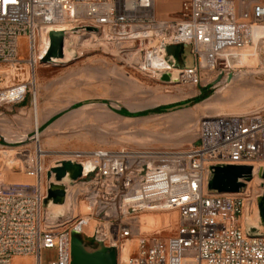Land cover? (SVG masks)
Listing matches in <instances>:
<instances>
[{
	"label": "built area",
	"instance_id": "1",
	"mask_svg": "<svg viewBox=\"0 0 264 264\" xmlns=\"http://www.w3.org/2000/svg\"><path fill=\"white\" fill-rule=\"evenodd\" d=\"M180 15L158 20L155 0H0V106L25 103L55 26L78 29L70 37L99 34L115 45L137 44L150 73L157 48L167 53L170 47H189L190 66L182 69L166 55L161 73H178L179 83L190 86L199 85L205 74L237 73L241 67L235 63L243 55L254 61L264 48V0H187ZM23 40L27 52L21 57ZM15 76L23 78L3 85L4 78L10 82ZM45 158L37 147L17 160L18 172L31 183L0 177V264L16 258L41 264V251L48 249L57 252L49 264H71L73 236L92 249L114 246L117 264H264V232L250 235L240 222L246 203L252 205L250 194L207 189L211 167L251 166L257 177L264 169L260 112L202 117L197 143L188 150L68 153L62 160L80 164L82 176L66 188L69 204L62 217L46 216L53 165L46 167ZM260 190L256 201L262 184ZM155 213L177 214L169 236L143 232V216ZM129 243L128 256L120 258Z\"/></svg>",
	"mask_w": 264,
	"mask_h": 264
},
{
	"label": "rangeland",
	"instance_id": "2",
	"mask_svg": "<svg viewBox=\"0 0 264 264\" xmlns=\"http://www.w3.org/2000/svg\"><path fill=\"white\" fill-rule=\"evenodd\" d=\"M185 1L155 0L157 12L163 5L171 11L178 9L172 18L157 14V19H180L181 6ZM78 38L90 40L69 45V62L36 68L33 85L23 105L0 106V177L6 183H31L23 173L14 169L20 164L17 160H24L43 142L46 144L43 149L47 151L44 153L46 167L74 151L123 148L188 150L197 143V126L202 117L251 112L264 115V74L253 79L240 77L237 74L246 70L242 67L235 69L237 73L226 71L220 77L205 74L197 86L179 82L169 84L130 62L127 54L138 50L140 46L137 44L115 45L100 40L99 34H80ZM170 50L174 53L175 48ZM26 52L23 40L21 57ZM140 54L143 55L142 52ZM258 54L256 68L264 72V48ZM66 56L62 62L68 60ZM182 59L183 65L177 63L176 66L184 69L188 62L192 64V57L186 49L182 51ZM229 74L234 77L226 84ZM22 78L15 76L12 81L10 77V82L4 78L3 85L10 86ZM245 81L258 92L243 86ZM196 98L203 100L195 103ZM170 105L177 107L151 113L158 107ZM120 110L132 115L149 113L128 117L119 114ZM37 124H40L38 133L35 129ZM4 152L8 155L4 156ZM261 184L260 180L253 185L251 192L259 191ZM246 189L247 185L242 193ZM250 207L247 202L241 223L245 215L253 216L255 209ZM142 220L146 225L143 229L146 235L167 237L176 228L177 214L155 213L144 215ZM56 259L55 250L41 251V264H49ZM32 260L16 258L12 264H33Z\"/></svg>",
	"mask_w": 264,
	"mask_h": 264
},
{
	"label": "water",
	"instance_id": "3",
	"mask_svg": "<svg viewBox=\"0 0 264 264\" xmlns=\"http://www.w3.org/2000/svg\"><path fill=\"white\" fill-rule=\"evenodd\" d=\"M86 32H96L93 28H84ZM78 29L68 32L51 31L49 33V47L45 55L40 60V65H57L65 56L66 49L72 43L66 36L75 35ZM190 52L189 47H185ZM163 82L179 81L178 73H161ZM15 171L17 168L14 169ZM211 178L207 189L217 194H239L247 183L254 178V169L251 166H215L210 168ZM82 176V166L72 160H61L53 164L47 179L51 181L47 191V198L44 201V209L47 217H62L65 215V205L68 201L67 186L80 179ZM258 178L262 181L264 190V169H260ZM62 205L63 210L58 214H53L51 207ZM257 222L264 226V191L257 200ZM254 214V211H253ZM246 230L250 235H259V232L249 228ZM71 264H117V253L114 246L111 248L92 249L83 244L76 236L71 239Z\"/></svg>",
	"mask_w": 264,
	"mask_h": 264
},
{
	"label": "bare ground",
	"instance_id": "4",
	"mask_svg": "<svg viewBox=\"0 0 264 264\" xmlns=\"http://www.w3.org/2000/svg\"><path fill=\"white\" fill-rule=\"evenodd\" d=\"M73 29H75V27H73L72 25H60V26H55L54 27V29H53V31H58V32H68V31H71V30H73ZM68 37H70V36H68ZM70 38H72V40H73V43L72 44H74L75 42H79V43H82V42H88L89 40H90V38L88 39V40H86V39H83V40H80L79 38H78V35H76V36H71ZM47 42H48V40H47ZM90 43V42H89ZM140 51H141V49H138V50H136V51H134V52H130L129 54H127V57H128V59L130 60V62H133V63H135L139 68H141L142 70H144L145 69V67L143 66L144 64H143V55L142 54H140ZM65 54L67 55L66 56V58L68 59L66 62H62L63 61V59L61 60V61H59L58 62V64H64V63H67V62H69V59H70V53H69V51L66 49V51H65ZM167 54H166V52H164V50H162L161 48H157V51H156V54H155V57H153V59H152V66H153V68L155 69V71L152 73V74H155L156 76H160V73L163 71V70H165L167 67H166V61H165V56H166ZM246 57L243 55L241 58H240V60L239 61H237L235 64L237 65V67H245V69L246 70H244V71H240L239 72V74H237L238 76H240V77H244V76H248V77H250V79L252 78H254V77H257V76H262L263 74H264V72L262 71V70H258L256 67H255V64H254V61H258V58H255V60L253 61V59L252 60H247L246 61ZM251 62H252V64H251ZM57 64V65H58ZM235 64H231V66L232 67H234V65ZM186 66H190V62H188V64L186 65ZM236 67V66H235ZM234 76H233V74H229L228 75V77H227V79H226V84H229L230 82H231V80H232V78H233ZM178 82H180V81H178ZM178 82H176L175 80H172L171 82H169V84H176V83H178ZM243 86H248L249 88H250V90L251 91H253V92H258V89L257 88H255V87H252L250 84H249V82L248 81H245L244 83H243ZM264 94V93H263ZM259 96V95H258ZM261 96H263V95H261ZM260 97V96H259ZM34 100V96H33V99H32V101ZM259 101V100H258ZM260 101H262V99L260 100ZM31 106H32V102H31ZM89 106V105H88ZM39 126H40V124H37V125H35V129H36V133H38V130H39ZM26 137V136H25ZM122 144V143H121ZM46 144H45V142H43L41 145H40V149H41V151L43 152V153H47V151H45L44 149H43V147L45 146ZM43 149V150H42ZM71 153V152H70ZM5 154H6V156L8 155V153L7 152H4V156H5ZM86 169H87V167H86ZM257 170V169H256ZM13 174V173H12ZM18 181V180H17ZM20 182V181H19ZM260 182V180L258 179V177L256 176V174L254 175V178H253V180L251 181V182H249V183H247V189L244 191V192H246V193H248V194H250L249 196L251 197V199L249 200L250 202H252V205H251V207H253L254 209H255V211H254V214H252L253 216H248V215H245V218H244V222H243V224H244V226L246 227V224L249 226V228H251V229H253V230H256V231H258V232H264V227L263 226H261V225H259L258 224V222H257V210H256V200H255V198L258 196V195H260L261 194V190H259V191H256V192H254V191H252L251 192V187L253 186V185H255L256 183H259ZM68 201H67V204L65 205L66 207H65V209L67 210V207H68ZM62 210H63V206L62 205H53L52 207H51V211H52V213L53 214H57V213H60V212H62ZM147 215H150V214H147ZM146 215V216H147ZM143 229H146V225L143 223ZM130 248H131V243H129L128 245H126L125 246V248H124V250H123V252H122V254L120 255V258H126L127 256H128V252H129V250H130ZM32 263H33V260H32Z\"/></svg>",
	"mask_w": 264,
	"mask_h": 264
},
{
	"label": "trees",
	"instance_id": "5",
	"mask_svg": "<svg viewBox=\"0 0 264 264\" xmlns=\"http://www.w3.org/2000/svg\"><path fill=\"white\" fill-rule=\"evenodd\" d=\"M172 47H170V48H168V50H167V55L169 56V57H172V58H174L175 60H178L179 58H180V56H181V54H182V50L179 48V46H175V47H173V48H175V51H174V53H172L171 52V49ZM203 99H199V98H196L195 100H194V102L195 103H198V102H200V101H202ZM186 104V103H185ZM179 105H182V104H178V106ZM174 107H177V105H170V106H162V107H158V108H156V109H154V110H152L151 111V113H161V112H163V111H165V110H168V109H172V108H174ZM119 114H122V115H124V116H128V117H136V116H143L144 114L146 115V114H148L149 112H142V113H139V114H135V115H132V114H129V113H127L126 111H124V110H120L119 112H118ZM87 247H92V245L91 244H87Z\"/></svg>",
	"mask_w": 264,
	"mask_h": 264
},
{
	"label": "crops",
	"instance_id": "6",
	"mask_svg": "<svg viewBox=\"0 0 264 264\" xmlns=\"http://www.w3.org/2000/svg\"><path fill=\"white\" fill-rule=\"evenodd\" d=\"M167 5H163L159 8V11L157 12L156 10V16L157 14L160 15L161 17H167V18H172L178 11V9L176 8L175 10L171 11L169 9H167L166 7ZM168 21H172L171 19H169ZM179 48L182 51H185V47L179 46ZM176 61V60H175ZM184 60L182 59V54L180 56V58L178 59V62L176 61V63L178 64H182L183 65Z\"/></svg>",
	"mask_w": 264,
	"mask_h": 264
}]
</instances>
